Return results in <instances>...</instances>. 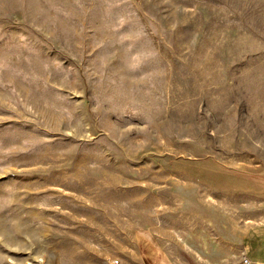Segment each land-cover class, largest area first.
I'll return each instance as SVG.
<instances>
[{"label": "rangeland", "instance_id": "obj_1", "mask_svg": "<svg viewBox=\"0 0 264 264\" xmlns=\"http://www.w3.org/2000/svg\"><path fill=\"white\" fill-rule=\"evenodd\" d=\"M264 224V0H0V264H244Z\"/></svg>", "mask_w": 264, "mask_h": 264}, {"label": "crops", "instance_id": "obj_2", "mask_svg": "<svg viewBox=\"0 0 264 264\" xmlns=\"http://www.w3.org/2000/svg\"><path fill=\"white\" fill-rule=\"evenodd\" d=\"M241 252L249 264H264V224L245 231Z\"/></svg>", "mask_w": 264, "mask_h": 264}, {"label": "built area", "instance_id": "obj_3", "mask_svg": "<svg viewBox=\"0 0 264 264\" xmlns=\"http://www.w3.org/2000/svg\"><path fill=\"white\" fill-rule=\"evenodd\" d=\"M244 264H249L248 260H244Z\"/></svg>", "mask_w": 264, "mask_h": 264}]
</instances>
